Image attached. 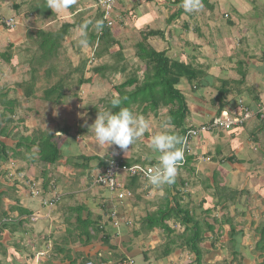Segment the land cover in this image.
<instances>
[{
    "label": "trees",
    "instance_id": "obj_1",
    "mask_svg": "<svg viewBox=\"0 0 264 264\" xmlns=\"http://www.w3.org/2000/svg\"><path fill=\"white\" fill-rule=\"evenodd\" d=\"M42 2L34 1L31 5L32 11L35 14L40 15V17H44V19L52 17V10L48 9L47 6ZM16 6L18 7L19 4ZM17 12H19V9H17ZM99 20H102V16H99ZM76 28V24L66 23L63 24L60 30L56 32H39L36 39H34V45L37 46V52L31 55V60L35 59V57L39 54L40 57H37L36 59H41L42 61H44V59L51 54L56 53L58 55V51H60L63 43H65L66 38L68 37V35H70V32ZM111 29L113 28H108L104 25L102 30L97 31L94 29L92 24L88 26L87 39L88 44L94 51V58L88 61H84L80 67L74 70V72L68 71L65 76H59L55 81L57 82V84L53 85L50 89L47 90L46 96L48 98H46V101L51 102L57 106H64L67 100L66 96L72 89L71 82H75L78 87L77 92H75L72 97L78 98L81 95V92H83L82 90H80V88L84 85H92L95 81L96 76H100L99 80L103 82L106 72L111 75L128 73V77L124 84L115 87L116 94L118 95L116 96V98H119L121 100L119 108H128L133 111V105L138 103L140 108L150 106L154 112H158L159 108L165 107L168 109V114L171 117V126L173 127L171 134H175L180 137H183L188 128L197 129L200 126L204 125L203 123L197 126H188L187 117L191 115V111L187 102V95L183 92V90L179 88V86H182V81H187L190 89H192L194 92H197L198 90L203 91L205 85L209 84L207 82V79L209 77L208 72L206 70L202 71L201 69H197L191 63H182L180 61L171 59L167 55L166 51H156L153 47L148 45V37L150 34H146L143 37L142 41L137 44L136 57L146 65V69L149 70L152 74L149 77L143 79L142 84L139 85L140 82L138 77L133 71H129L127 56L126 54H123L124 51L122 50V43L113 39ZM14 36L15 35L11 37V41L9 42L6 41V37L1 38V42L3 43L2 45H4L6 50L4 52L0 51L1 61L9 65V68H12L13 72L16 71V66H13V49L15 48V42L13 40ZM114 45H119L120 49L117 53L110 54L111 48H114ZM105 54H108L109 57H113L115 59L114 65L106 64L104 65V67H96L94 69V77L86 79L85 69L87 65L93 64L95 57L101 59ZM45 61H48V59ZM76 74H80V76L77 78L75 77ZM31 77L32 79H34L35 75ZM47 81L51 82V80ZM218 81V86L215 87V94L210 98L208 103L209 106L212 107L214 111H216L217 116L221 115L222 112L227 109V107L230 105V102H233L235 97L244 96V93L246 91H248L251 96H254V93L257 94L255 90H251L250 88L246 90L243 89V86L245 85V78L238 82L239 87L237 88H234L236 82L221 79H219ZM31 83L32 81L26 82L25 87L31 88ZM14 87L20 88L21 85L17 83L15 84V86H8V94L6 92L0 91V107H2L3 109L0 119V177L2 176V172L4 174V165H6L7 163H11V161H14L12 163H17L19 159H21L23 163H27L29 161L35 163L38 157L40 161L52 165L53 168H57L60 164V161L63 159L62 149L59 146L58 141L61 140L62 137H68L70 135V129L49 128L45 130L42 128H35L33 130H30L29 127L27 128L26 126H24L20 130L21 123L24 121L23 119L18 118L20 101L19 99L9 98V92L12 93L16 91ZM66 89L68 90L66 91ZM207 91L210 90L208 89ZM22 92L23 97L27 99L25 100L26 102L33 103V101H37L36 98H31L34 90L32 92V90L24 89V91ZM6 94L9 96L8 104L5 103L6 101L4 96H7ZM204 98L202 99L204 100ZM111 100L106 104L104 103L103 106H101L102 109H100L99 106L95 107L93 111H95L97 115L98 112L103 113L109 110L113 112L118 111L119 108H112L110 103ZM29 111L30 113L37 112L36 109L33 110L30 108ZM29 118L30 116L26 117V119ZM15 122H18V124H16ZM14 123L16 125L15 127L13 125ZM262 124H264V122ZM17 134L20 135V140L18 142H14L12 144V142L4 143L2 141L6 138H13ZM34 148H36L38 152L33 150ZM80 159L84 160V164H74L73 166L85 171L90 170V173L91 171H98L100 174V172L105 171L111 163L110 160L108 161L107 159L96 157L90 158L82 156L80 157ZM94 159H97L98 162L97 164H95V166H92L91 162H93ZM230 161L232 163H235L234 159H230ZM120 162L127 165L142 164L149 167H154L158 163V161L154 158L151 159L150 155L142 158L141 160L135 161L132 159H126ZM188 162L191 163V158H188ZM45 171H43L42 173V179L44 180L43 186L46 192L45 196H48L53 191V189L50 190L51 187L55 188L62 194V197H64L61 190L57 188L55 184L51 185L50 180L47 179V172ZM210 171V181H203V189L206 194L213 198L215 211L221 213L223 211L227 212L229 203L235 201L232 196L231 190L227 187L221 186L220 182L218 181V172L220 170L218 171L217 169H210ZM221 172L223 176H225V172ZM194 173L195 169L191 168L190 175L193 176ZM17 174H22L23 178L26 177V174L21 170H16V174H14L12 170L11 172H8V177L13 179L14 181L12 188L13 192H15L17 188H21V186H23L27 191L22 178L17 177ZM95 176L91 181L90 178L92 176L88 178V182L90 181V183L87 182L88 187H92V182ZM168 186H172L175 188L176 181H174V183L168 184ZM144 188H146V181L144 179L130 178L126 182L125 190H127L131 194V199H139V197L137 196L138 191L144 190ZM183 193L177 192V194L172 197V194H170V192L168 191L163 203L159 206L158 210L154 213L146 215V217L141 221L140 229L132 233L133 236H129L131 232L124 231V233L128 234L122 239V245L126 247V250L132 253L134 248L132 247L131 243H138L143 233L149 235L155 232L156 228H158L157 230L159 231L160 243L156 247H152L149 250L143 251L145 260H149L148 256L150 252L155 255L156 260L164 261L169 259L171 255L177 252L190 251L195 258L193 264H206L205 257L210 256L211 258H214L213 256H215L216 253H218L219 249L222 248V246H220V240L223 238V233H226V226L231 224L230 241L233 244V247L231 246L230 250L234 259L230 262H228L227 259L224 260L227 264H243L245 258L244 252L240 250L241 247L238 248L239 246H241L242 242L237 239L239 234L236 232L234 225L232 224L233 221L228 217L227 213L224 215V218H222L223 221L221 223H219L212 216L214 218V223L209 222L208 220L206 221V219L203 218L202 220L205 224H202L199 220L196 219V213L192 214L187 207L183 206ZM2 195L3 193H0V199ZM58 206L57 208H59ZM61 207L62 206H60V209ZM63 207L64 209H67L69 211V218L66 221V225L68 227L65 235L61 236L59 239H57V236L54 234L50 235L47 239L44 238L45 243L47 242L53 244V247H51L50 249V251L52 250V253H50V255L52 254L54 258L53 264H86L88 262H92L93 264H110L111 262L116 261H119L120 264H127L129 258H127V256L123 254V252H120V254L124 256L123 259H121L120 254H114L115 251L119 250V239H117L119 237L117 228H115L113 225V218L109 217V220L107 221L105 216L103 218V216L93 213V211L89 210L88 207L84 205L78 208L67 207L66 205ZM103 207L105 208L104 205ZM109 210H111V207H109ZM11 211H15L18 213L17 220L19 219V226H16V221H11L7 213H0V239L2 238L5 229H8L10 233H15V229H18V227H20V229H23L26 223H31V218L35 213L32 209H26L21 201L18 200L16 205L11 208ZM203 212L205 216H210L213 213V210L207 208L204 209ZM121 215L123 221H125L126 223V218L132 214L130 212H127V210L124 212L123 209ZM135 219L136 217H133V222ZM112 226L114 227V230H116L115 233L111 229ZM179 226L184 229L183 232L177 229ZM23 230L26 232L25 228ZM33 230H35L34 226ZM123 230L125 229L123 228ZM100 234L102 235L101 238ZM115 237L117 242L114 240ZM131 237L134 239H132ZM138 238L139 241L137 240ZM94 240H99L100 246L107 249V257H102L100 255L104 251L97 252L92 255L86 254L85 251L79 250V248L77 247L88 246L91 247L92 250H97L95 249L93 244ZM15 242L16 243H13L12 246L13 248L16 247L14 249L15 251H17V246L19 243L17 241ZM206 242H209V247L205 246ZM252 243L253 246L249 249L255 254V256H246V258L249 257L254 261H258L257 264H264V227H259L257 229V231L254 233V239ZM151 250H153V252ZM108 251L112 255L109 256ZM3 253L7 255L6 251H4ZM16 253L21 254L19 251ZM29 257L31 261L34 260L35 256L32 254ZM13 261L14 260H12L11 263L18 264L17 260H15V262Z\"/></svg>",
    "mask_w": 264,
    "mask_h": 264
},
{
    "label": "rangeland",
    "instance_id": "obj_2",
    "mask_svg": "<svg viewBox=\"0 0 264 264\" xmlns=\"http://www.w3.org/2000/svg\"><path fill=\"white\" fill-rule=\"evenodd\" d=\"M34 2L33 0L28 1V5ZM76 2V1H75ZM8 0H0V16H3L4 18L8 16H12L15 13L11 11L10 8H7L8 6ZM77 3V2H76ZM43 4L46 5L45 2ZM75 4V3H74ZM78 4H80L78 2ZM77 5V4H76ZM22 12V18L24 15H27L29 13L30 7L27 5H23ZM73 6V5H72ZM81 10V8H80ZM63 12V11H61ZM60 12V13H61ZM135 14H131V21L133 22H143L142 19L150 18L156 15V12L154 11V8L152 7V3L146 1V3H141L134 9ZM3 13H7L8 16L4 15ZM158 15V13H157ZM233 16V14H231ZM19 20V19H18ZM17 20V22H18ZM39 20V18H37ZM43 19H41L42 21ZM69 21V20H68ZM20 22V21H19ZM18 22V23H19ZM70 22V21H69ZM71 22H75V20H71ZM32 25V24H31ZM30 25V26H31ZM62 26V24H54L53 26L49 25L48 28L52 30H57ZM136 25H133L134 28ZM22 25H20V28ZM119 31V24L115 27ZM114 28V29H115ZM79 30V29H78ZM116 31V30H114ZM118 31H116V39L120 40L123 48H134V44L139 40V36L136 39L135 37H132L131 34L128 32L127 35H122ZM79 31L72 32V34L68 35L67 40L65 43H63L60 51H58V56L56 53L51 54L47 56V58L42 61L41 59H36L37 57H40V54L35 57V59L31 60L30 56L28 58V55L26 52H22L23 50H27L26 47H17L13 49V56L16 58L20 54H23L22 59L20 61L15 60L17 63L16 65V71L12 72V68H9V65L2 62L0 59V91L6 92L8 94V86H15V84L21 85V87H17L14 89L15 92H9L10 97L4 96L5 103L8 104V97L10 99H19L20 107L18 109V118L23 119L24 121L21 123L20 130L26 126L29 127L30 130H33L35 128H42V129H61V128H69L70 129V135L67 137H62L61 140H59V146L62 149L63 159L60 161V164L57 168H53L52 165L46 164L37 157V161L35 163L29 161L27 163H23L21 159L17 161V163H12L14 161H11V163H7L3 166L4 174L2 172V176L0 177V193H3L0 199V213H7L8 217L11 219V221H16V226H19V219L18 213L15 211H11V208L16 205L17 200L18 201H26V199L32 200L35 204V211L37 215V221H32L31 223H26L24 226L26 232L23 229H15V234L11 235L8 232V229H5L2 238L0 239V264H10L12 260L15 262L17 260L18 264H26L27 256H31L32 254L35 256L34 260L30 262V264H53L54 258L52 254V250L47 251V253H44L43 245H45V241L41 243V241L38 242V240L33 241V243L30 242V240L26 236H23L24 234L31 233V230L33 226L36 228V231H39V233L44 229V233L49 229L50 223L55 222L58 220L61 222L62 226L63 221L67 220L69 211L67 209H62V215L61 212H54L57 207L53 210H45L41 211L43 207L41 206L40 200L33 199L30 197L28 191L24 189L23 186L21 188H17L15 192H13V179L8 177V172H12L16 174V170H21L26 175L30 177L39 178L42 177L43 171L47 172V179L50 180L51 185L55 184L57 188L61 190V192L66 196L74 194V197L67 198L66 202H64V206L71 202L70 207H80V205L86 206L84 203L87 204L88 200H96L97 202H101L99 204L90 201L91 208L89 209L93 211L95 214H99L101 216H105L106 220H109V217L111 216V210L113 208V199L111 198L109 192H106L105 189H101L99 187H88V183L92 180V178L97 175L98 171H85L83 169H79L78 167L73 166L74 164H84V160H81L80 157H90V158H103L107 159L108 161L112 160H119L124 161L126 159H132V160H141L142 158H145L146 156L150 155L151 159H155L159 155L157 152H153L150 148V142L151 137L154 134L160 133V132H169L173 130V127L171 126V117L168 114V109L165 107H161L158 109V112L156 115L153 111V109L150 106L147 107H139V104L136 103L133 105V114L142 116L144 119H146L149 122V128L148 130L141 136L133 145H129L127 150H122L116 145L108 146V145H98L97 141L95 140V136L91 128H89L97 118V114L95 113L94 108L99 107L102 109L101 106L103 104L109 102L113 97L118 96L116 94V86L124 84L128 77V73L126 74H119V75H111L108 72L105 73V79L102 81L99 80L100 76L95 77V81L92 85H84L80 88L83 92H81V95L78 98L72 97L75 92H77L78 87L75 82L72 83V89L70 93L66 96L67 100L64 106H57L54 105L51 102L46 101V92L48 89H50L53 85L57 84L55 82L58 77L65 76V74L68 73V71L74 72L75 69L81 66V64L84 61H88L94 58V51L92 50V47L88 44L87 47H81L78 44V33ZM5 33L1 31L0 26V51L4 52L6 48L3 43L1 42V38L4 37ZM124 36H128V39H124ZM115 40V38L113 37ZM16 47V44L14 45ZM24 48L23 50H21ZM29 50H32L29 52L30 55H33L34 51V45H30ZM120 46L114 45V48H111L110 54H115L118 52ZM21 50V51H20ZM96 56V55H95ZM133 57L130 54V60L128 62L129 70L133 71L135 75L138 77L139 82L141 85L143 79L149 77L152 73L146 69L145 66H141L136 61V59H132ZM28 58L27 62L25 61ZM48 61H45L47 60ZM211 60V59H210ZM115 59L113 57H109L108 54H105L101 59H98L95 57L93 64L87 65L85 69V78L90 79L94 77V69L96 67H104V65H114ZM138 64V65H136ZM13 73V74H12ZM74 74V73H73ZM35 78L32 79L31 76H34ZM74 76V75H73ZM80 74H76L75 77H79ZM47 80H51V82H48ZM32 81L31 88L25 87L26 82ZM54 81V82H53ZM49 84H47V83ZM67 84V83H66ZM180 89H182L181 86H179ZM24 89L27 90H34V93L32 94L31 98H36L37 101H33L28 103L26 102L23 97ZM185 89V88H184ZM68 89H66L67 91ZM70 90V89H69ZM14 91V90H13ZM185 92L189 95V107H191L192 110H194V113L197 114V109L200 107L197 103V98L201 99L203 92L202 90H198L197 92H194L190 88H186ZM7 97V98H6ZM72 97V98H71ZM35 99V100H36ZM198 105V106H197ZM146 106V105H145ZM202 106V105H201ZM30 109H36L37 112L30 113ZM204 108L208 111L212 110V107H200ZM3 111L2 107H0V119H1V112ZM201 112V111H200ZM27 116H30L29 119H26ZM52 117V118H51ZM54 118V120H53ZM59 120V121H58ZM170 122V126L168 128H163L161 125L166 122ZM16 123V122H15ZM15 123L13 124L14 127L16 126ZM188 125L191 123V121L187 122ZM18 124V122L16 123ZM20 135L17 134L13 138L10 139H3L2 141L4 143H11L18 142L20 139ZM195 142V141H194ZM193 142V143H194ZM36 152L38 150L34 148ZM38 154V153H37ZM70 159V160H69ZM69 160V161H68ZM260 161V160H259ZM97 159H94L93 162H91L92 166H95L97 164ZM202 164V163H201ZM198 164L194 165L192 168L195 169V173L193 176L190 175L189 169L185 168L182 170H178L176 174V187L168 186V184H164L161 186H155L152 188H144L145 191H138V197L131 199L128 198L127 202L123 204L122 209H124V212L127 210V212H130L136 219L134 220V224L132 228H130V235L133 236L132 233L136 232L140 229L141 221L146 217L147 214L154 213L158 210L159 206L163 203L165 196L167 195L168 191L170 194H172V197H174L177 192L183 193V191H187L186 193H183L182 196L186 198L185 202L183 201V206L187 207L188 210L192 214L196 213V219L199 220L202 224L204 221L203 218L208 220L209 222L214 223V218L221 223L223 221V216H220L218 212L212 213L210 216H205V214L202 212V209L213 207V206H202V208L199 206L201 203L202 198H206V202L208 205H211V200L207 199L209 198V195H203V186L202 181H210V169L209 167H206L204 164ZM258 166H260V163H257ZM247 172V170L242 167L240 173L244 174ZM248 173V172H247ZM90 176H92L90 178ZM222 176V175H221ZM218 178V181L220 182L221 186L228 187L229 184H232V180L227 179L228 176H225V179H223L224 176ZM88 178H90V181L88 182ZM88 182V183H87ZM187 184V186H186ZM234 184L236 182L234 181ZM240 190V189H239ZM245 193L246 187H245ZM247 195V194H246ZM77 196L79 198V206H74L76 204ZM182 197V198H183ZM250 196H247L249 199ZM181 198V197H180ZM182 201V199H181ZM29 202V201H28ZM254 202V201H252ZM250 202V203H252ZM257 204L258 201H255ZM105 206V208L103 207ZM109 207H111V210H109ZM251 209L254 212V215H251V217L246 218L242 217L239 214L238 210V204L236 203L234 205V210H231L228 205L227 215L229 218L232 219L233 222L236 223V227L234 226L236 232L239 234L240 232L241 237L238 236V240L241 238V251L244 252V257L246 256H255V254L249 249L253 246V239H254V233L257 231L255 226L257 224H263L264 223V215L261 213L262 210L264 211V208L262 207H256V204H251ZM113 211V210H112ZM51 213V215H50ZM225 213V214H226ZM214 218H213V217ZM205 221V222H206ZM232 222V224H233ZM54 224V223H53ZM171 224V223H170ZM205 224V223H204ZM240 224L241 226L239 227ZM1 225V224H0ZM65 227V226H64ZM239 227V228H238ZM112 231L115 233L116 230H114V227L112 226ZM156 231L147 235L145 233L142 234L141 239L139 241V238L137 239L138 243H131L132 247L135 249L132 253L128 252L126 250V247L122 245L123 240L122 238H117L119 250L115 251L114 254H120V252L124 251L123 254L129 258L131 262H134V264H193L195 258L194 255L190 251H184V252H177L170 256L167 260H156L155 255L151 252L149 253V260L148 263H145L143 260V251L149 250L152 247H156L159 245V231ZM179 231L183 232L182 227L177 228ZM228 230V231H226ZM239 230V231H238ZM111 231V232H112ZM226 233H223V238L220 240V246L222 248L219 249L218 253H216L214 258H211L210 256L205 257L206 264H227L224 259H227L228 262L232 261L233 255L231 253V246L233 247V244L230 241V230L229 227L225 228ZM121 232V231H120ZM46 234V233H45ZM113 234V233H112ZM61 236L59 235L57 239H59ZM41 237V236H40ZM102 235L100 234V238ZM137 237V236H135ZM132 238V237H131ZM134 239V238H132ZM26 240V241H25ZM114 240L117 242L116 237ZM17 241L19 244L17 246V252L19 251L21 254H14L10 252H14L12 248L13 243H16ZM25 242V243H24ZM35 242V243H34ZM100 241L94 240L93 244L95 249L99 248ZM80 244V243H77ZM116 244V243H115ZM130 244V243H129ZM34 245V246H33ZM12 246V247H11ZM49 249L53 247V244L49 243ZM205 246L209 247V242L205 243ZM30 247L37 249L39 254H43L42 256L36 255V253L32 250L29 255L26 254L25 248ZM22 250V251H21ZM104 248V252H102L100 255L102 257H107V253ZM6 251L7 255H5L3 252ZM10 251V252H8ZM46 251V250H45ZM153 252V250H151ZM25 252V253H23ZM96 253V250H93V255ZM109 256L112 255L109 251ZM139 255H136L138 254ZM121 255V254H120ZM51 256V257H50ZM135 256V257H134ZM143 257V258H142ZM30 258V257H28ZM39 258V259H38ZM62 258V256H61ZM124 256L121 255V259H123ZM244 258L243 264H257L258 261H254L252 258L247 257ZM128 260V259H127ZM10 261V262H8ZM28 262V261H27ZM117 262V261H116ZM116 262H112L111 264H117ZM16 264V263H12ZM127 264H130L129 261H127Z\"/></svg>",
    "mask_w": 264,
    "mask_h": 264
},
{
    "label": "crops",
    "instance_id": "obj_3",
    "mask_svg": "<svg viewBox=\"0 0 264 264\" xmlns=\"http://www.w3.org/2000/svg\"><path fill=\"white\" fill-rule=\"evenodd\" d=\"M28 1L30 0H8L7 8H10L15 14L8 16L7 13H3L8 17H14L16 20L19 19L18 22H20L17 23V31L14 34L15 36L13 37V40L16 44L15 48L26 47L27 50H23L24 48L21 50H23L22 52H26L28 58L31 56L29 52L32 51L29 50L28 47L34 45V39H36L39 32H56L62 27L61 26L57 30H52L48 28L49 25L53 26L56 23L62 25L66 23L76 24L77 28L70 32V34H72V32L81 30V26L88 21L91 20L94 22L99 20V16L101 17L100 12L95 7L96 0H75L77 3L75 2V4L69 9L61 13L52 12L53 16L46 19L35 14L31 7L33 2L29 6ZM33 1H43L46 3V0ZM146 1L147 3H152L156 15L142 19L143 22H137L136 24V22L131 21V14H135L134 9L141 3H146ZM78 2L80 4H78ZM182 2L183 0H117L114 15L117 20L116 26L119 24L120 28L119 31L115 28L116 26L114 27L115 29H111L113 37L118 42L120 41L116 39V31L122 35H127L129 32L131 36L136 39L139 36V40L134 44V48L126 49L122 46V50L124 51L123 54H126L127 56V62H129L131 54L133 56L131 58L133 60L136 59L140 68L141 66L146 67V65L136 57V51L137 44L142 41L146 34H150L148 37V45L153 47L156 51H166L171 59L182 63H191L197 69H201L202 71L206 70L208 72L209 77L207 82L209 84L206 82L208 85H205L201 99L197 98L196 100L200 107H209V100L215 94V87L218 86L219 79L236 82L234 88H237L239 87L238 82L245 78L243 89L246 90L250 88L251 90H255L257 92V94L254 93L255 98L246 91L244 96L235 97L234 101L230 102V105L227 108L231 110L234 117L241 115L238 109V103L240 101L251 109H256L258 104L264 103V0H201L202 7L198 11L192 13H188L184 10ZM18 4L19 6L17 7L16 5ZM24 4L29 6L30 10L29 13L22 18L21 10L23 9ZM17 9H19V12H17ZM231 14H233V16H231ZM37 18H39V20H37ZM41 19L43 20L41 21ZM71 20H75V22L73 23ZM20 25H22L21 28ZM133 25L136 26L133 28ZM123 38L128 39L129 37L124 36ZM34 47L32 54L37 52V46L34 45ZM22 56L23 54H20L16 58L14 57L13 66H16L18 63H16L15 60L19 59L18 61H20ZM28 58H25L26 62ZM181 84V90L187 95V102L189 104L191 97L189 98L185 89L190 88V86L187 81H182ZM208 89L210 91H207ZM202 98H204V100ZM200 107L196 108L198 111L197 114H195L194 110L189 107L191 115L187 117V122L191 121L192 124L189 123L188 126L201 125L217 116L216 111L209 110V108L207 111ZM154 113L158 115L157 112ZM263 122L264 121H260L257 118H253L240 126H236L229 132L213 130L205 137L197 139L192 143L189 151V159L191 158V163L194 158H202L203 156L205 158H212L211 162H200L199 164L202 163L211 169L220 170L218 172V178H220L221 175L223 176L221 171H224L225 176H228L227 179L232 180V184H229L227 188L231 190L235 201L230 202L229 207L231 210H234V205L237 203L239 214H236L246 218L254 215V212L250 207L251 204L254 205L255 203L256 207L260 206L261 208H264ZM223 159L227 160V163L224 165L221 164ZM230 159H234L235 163H232ZM258 162L260 163V166L257 165ZM242 167H244L248 173H240ZM191 168L192 165L187 169L190 171ZM225 176L223 179H225ZM234 181L236 184H234ZM202 186L204 187L203 184ZM245 187L247 193L244 192ZM146 188L148 187L146 186ZM183 192L186 193L187 191ZM65 195L66 194H63V200L61 201V204L59 203V208L54 212L58 211L62 213L64 202H66L68 197L71 198L74 194L72 193V195L66 196V198ZM203 195L205 197V195L208 194L203 190ZM247 196H250L249 199ZM207 199L211 200V205H208V202L205 203L206 198H202L201 203L204 207L213 206L209 208L213 210V214L216 213L217 211L214 209L215 205L213 203V198L209 196ZM185 200L186 198L183 197L184 202ZM75 201L76 204H74V206H79L80 202L78 196ZM90 201L91 203L92 201L97 204L101 203L96 200L94 201L93 199L88 200L87 204H84L89 209H92L90 207ZM255 201H258L259 204ZM21 203L26 209L34 210L35 213L33 216H37L36 214L38 213L35 211V206L37 204L30 199L21 201ZM70 204L71 202L66 206L70 207ZM202 204L199 205L201 208ZM60 206H62L61 209ZM81 206L82 204L80 207ZM41 211L45 212V209L43 208ZM218 213L220 216H223L226 211ZM261 213L264 215L263 210ZM62 215L64 214L62 213ZM66 221L67 220L63 221V226L58 220L51 222L49 229L45 232L46 234L44 233V229L39 233V231H36V228L35 230L32 228L31 233L24 234L23 236H26V239L28 238L31 243L35 240H38V242L41 241L42 243L44 242V238L47 239L50 235L54 234L57 237L59 235H65L68 227ZM230 225L226 226L229 227V230ZM233 225L237 228L235 222H233ZM238 225L239 227L241 226L240 224ZM259 227H264V223L257 224L254 228L257 229ZM124 229L125 230L121 231L120 238L122 239L128 235L127 233H124V231H132H130V229L127 230L125 227ZM8 233L11 235L15 234ZM241 234L243 235V233H239L240 237ZM48 244L49 243L46 242L42 247L44 248L45 254L50 250ZM77 247L79 250L85 251L86 254L93 255L91 247ZM14 250L15 249H13V251ZM32 250L38 256L43 255L39 254L38 250L33 247L25 248V252L28 255ZM103 250L104 248L100 246L97 248L96 253ZM15 252L17 251L10 253L16 254ZM136 255H139V253ZM28 257L29 256H27L28 262L26 261V264H30V262L33 261H30ZM143 260L145 263H148V260H145L144 258ZM116 263L120 264L119 261Z\"/></svg>",
    "mask_w": 264,
    "mask_h": 264
},
{
    "label": "built area",
    "instance_id": "obj_4",
    "mask_svg": "<svg viewBox=\"0 0 264 264\" xmlns=\"http://www.w3.org/2000/svg\"><path fill=\"white\" fill-rule=\"evenodd\" d=\"M117 5V0H96L95 7L98 9L102 16V21L104 25L108 28H114L116 26V18H115V9ZM0 26L5 33L4 37H6V41H11V37L17 31V22L13 17L2 18L0 17ZM238 109L240 111V116L234 117L230 109H225L221 115L213 117L211 120L204 123V125L200 126L197 129L188 128L183 135L184 139V159L181 164L178 166V170L188 168L192 165H198L200 162H211L212 158H194L192 163L188 162L189 151L191 149V145L197 139L203 138L207 133L213 130H221V131H232L236 126H240L248 120L253 118H257L260 121H264V103L258 104L256 109H251L246 106L243 102L238 103ZM227 163L226 159L221 161V164L224 165ZM152 167L145 166L142 164H133L127 165L119 160H112L109 167L105 170L98 173L93 182L92 187H99L109 192L113 201V208L111 210V216L113 218V225L117 229H121L122 227L130 228L133 225V216L129 215L125 221L122 219V206L125 202H127L128 198L131 197V194L125 190L126 182L130 178H140L146 181V186L148 188L155 187L150 185L145 176V172ZM177 170V171H178ZM17 177L22 178L24 185L30 195L31 198L40 200L41 206L45 210H54L59 203H61L63 197L60 192H58L55 188L48 195L45 196L46 192L44 189V180L42 177L39 178H23L22 174H17ZM187 186V184H186ZM91 187V188H92ZM49 190V192H50ZM32 221H37V216H32ZM86 264H93L91 262Z\"/></svg>",
    "mask_w": 264,
    "mask_h": 264
},
{
    "label": "clouds",
    "instance_id": "obj_5",
    "mask_svg": "<svg viewBox=\"0 0 264 264\" xmlns=\"http://www.w3.org/2000/svg\"><path fill=\"white\" fill-rule=\"evenodd\" d=\"M74 3L75 0H46L47 8L55 13L69 9ZM182 7L186 12L192 13L198 11L202 7V3L201 0H183ZM89 24H92L97 31L102 30L104 26L102 20L94 22L90 20L82 25L77 37L78 44L81 47L88 46L87 28ZM1 31L3 32L2 28ZM110 103L112 108H119L121 100L114 97ZM149 126V122L142 116L133 114L128 108H119L115 112L111 110L103 113L98 112L97 118L89 128L93 131L98 145H108L109 147L116 145L122 150H127L129 145H133L143 136ZM161 126L166 129L170 126V122L166 121ZM184 139L166 131L154 134L151 137L150 148L159 155L156 157L158 163L145 172L146 180L150 185L161 186L174 183L178 166L184 159ZM26 178L35 177L26 175ZM123 228L117 229L119 238L121 236L120 231ZM131 261L130 263L134 264Z\"/></svg>",
    "mask_w": 264,
    "mask_h": 264
}]
</instances>
